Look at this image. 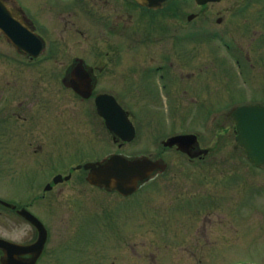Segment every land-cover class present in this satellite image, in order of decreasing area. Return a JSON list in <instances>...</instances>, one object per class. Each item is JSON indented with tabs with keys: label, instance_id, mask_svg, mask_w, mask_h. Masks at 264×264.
<instances>
[{
	"label": "rangeland",
	"instance_id": "1",
	"mask_svg": "<svg viewBox=\"0 0 264 264\" xmlns=\"http://www.w3.org/2000/svg\"><path fill=\"white\" fill-rule=\"evenodd\" d=\"M18 1L32 18L33 0ZM176 1L183 6V26L178 31L183 39L182 60L214 65V79L201 80L200 84L203 88L210 86L211 94L206 92L208 89L203 94L193 92L198 80L187 74L194 71L195 63L184 67L181 86L169 83L163 91L162 84H158L162 93L152 98L135 96L132 85L113 82L110 75H105L98 90L116 95L133 114L137 126L135 140L122 148L103 129L94 98H80L64 89L56 78L76 57L92 63L99 59L100 52L108 60L105 55L109 45H115L116 36L84 38L70 30L61 36L52 30L44 36L47 50L37 63H28L27 57L1 39L3 105L11 111L21 100L26 102L24 110L30 103L34 106L26 114L30 120L14 121L21 126L20 134L11 137L21 140L24 147V173L21 180L17 179L20 185L17 187L14 179L3 178L0 195L18 197L23 204L34 201L32 211L49 230L50 243L43 264H112L115 253H119V264H197L192 253L203 258L199 264H264V165L253 166L238 146L231 115L243 104L264 106V26H251L259 30L256 36L234 34L215 40L197 29L209 28L210 22L223 17L236 33L239 25H249L255 18L254 8L247 10L241 20L240 15L233 14L234 0L203 9L195 0ZM258 6L264 7V3ZM192 13L196 17L188 21ZM167 20L168 27L176 26V20ZM229 44L237 49L230 51ZM240 51L248 55L251 52V61L244 62L248 66L254 63L253 69L235 66ZM34 93V99H25ZM65 131L69 139L63 142L61 137L58 141ZM181 132L199 135L201 147L210 150L204 160L190 161L176 150H163L161 140ZM39 147L42 149L35 154ZM162 150L169 165L167 173L130 197L90 186L83 170L50 192L44 191L53 175H67L78 164L111 153L151 155L155 159ZM14 185L18 196L10 190ZM0 210V236L36 239L37 232L31 225ZM129 252L135 254V259L129 261ZM209 253L214 260L207 258ZM148 254L150 259L143 260Z\"/></svg>",
	"mask_w": 264,
	"mask_h": 264
},
{
	"label": "flooded vegetation",
	"instance_id": "2",
	"mask_svg": "<svg viewBox=\"0 0 264 264\" xmlns=\"http://www.w3.org/2000/svg\"><path fill=\"white\" fill-rule=\"evenodd\" d=\"M224 1L225 0L214 1L199 7L203 9L213 5H221ZM257 1L258 0H256L255 3L252 0H234L232 2V4L235 3L233 14L240 15L241 20L245 17L247 10L252 7L255 10V12H253L255 18L250 21L249 25L246 23L239 25L240 27L236 33L235 28L228 22H225L223 17H217L215 21L210 22L211 26L204 30H206L213 39H219L221 36H232L234 34L236 36L259 35V30L251 27H254L257 23L264 26V7L258 6L263 4L264 1ZM9 2L13 1L9 0ZM256 3L259 4L256 5ZM25 12L28 16V9H25ZM30 14L32 17L30 18L31 21L25 17L27 23L30 24L32 29L39 34L45 42V34L52 30L53 32L57 31L61 33V36L69 30L75 35H80L84 38L95 36L97 39V36L99 38L104 35L105 38L116 36L115 45H109L110 49L105 55L109 58L108 60H105L103 53L99 52L98 60L92 63L86 59L83 61L86 70L91 74L96 84L94 95L91 97L94 98V104H96V97L103 94H110L118 100L117 96L111 93L110 90H98L101 79L105 77V75H110V77L113 78V82H123L132 85L135 89L132 90L135 92V96L139 95V97L143 98H152L154 95L159 94L160 91L162 93L161 86L159 88V86H157L158 84H162L164 88L163 91L168 88L169 83L181 86L184 78L183 69L185 66H191L189 64L192 63H195L193 66L194 71L188 73L187 76L189 78L195 76L198 80L193 86V92H195V94H203V91L208 89L206 92H208L209 95L211 94L212 89L210 86L209 88H203L200 84L201 80L210 81L214 79V65L211 63H207L206 65L204 62L199 63V61L182 60L183 46L181 41L183 39L182 36L180 37L181 34L178 31H180L179 29H182L183 26V6L176 0H170L166 6L158 10L142 6L135 0H33ZM190 15H188V20ZM167 19L176 20V26L168 27ZM245 21H247V19H245ZM233 23L236 24V21ZM2 38L3 36H0V41ZM125 45L127 46V50L124 47ZM232 48L237 49V47L229 44L228 49L231 51ZM125 50L127 54H124ZM233 52L235 53L236 50ZM240 52L242 54L240 58L236 59L235 66L242 69H253L256 66L254 63L248 66V64L244 62L246 61L249 63L251 61V52H249V55L247 53L244 54L242 51ZM43 57L44 55L36 60H27V62L37 63L40 62ZM75 63L76 60L74 59L68 64L64 74L56 75V78L61 81L64 89L71 90L64 85V80L70 78ZM261 67L263 66L261 65ZM245 72L249 74V71L246 70ZM244 78H249V76H244ZM186 93H188V91H186ZM4 95L5 92H0V180L9 177L15 180V185L18 187V185H20L19 180H21L24 173V147L21 140L11 139L13 135L18 136V134H20L18 132L21 126L14 123V121H21L24 123L30 120L26 114H29L28 111L33 108L34 103L28 104V109L24 110L26 102L21 100L17 104V107L12 108L14 110L11 111L6 105H3L2 100ZM35 97L36 94L34 93L31 96L28 95L25 99L28 101ZM65 121H70L68 114L65 117ZM102 121L103 129L107 130L103 119ZM61 137L63 138V142L69 139L66 131L57 140L60 141ZM111 137L118 147H120V145L123 147L127 144L122 143L119 139H115V135L113 134H111ZM41 149L42 147H39V149L35 148L34 153L38 154ZM171 149L177 150L175 147ZM65 152L64 150V153ZM203 158L204 157H199L198 159L202 160ZM195 160L196 159H190V161ZM59 174L61 175V173H56L53 175V178ZM162 174H165V172ZM15 185L12 186L10 190L15 192L18 196V189L15 188ZM44 198L45 196L43 195L41 199ZM0 199L5 202L0 203V207L7 210L8 215L14 217L21 223L24 221V217L19 211L23 208L32 211V205H34V201L29 204H23V200L18 199V197L12 199L8 196L4 197L0 195ZM2 213L3 212L0 210V215H2ZM35 230L37 232L36 239H13L0 236V240L2 241V246H0V264H43L50 239H47L44 250L40 254L39 251L34 248L39 241V239H37L38 231L37 229ZM195 255H197V253H192V258L197 261V264L201 263L203 258L196 257ZM211 255L212 254L209 253L207 258L209 260H214L215 258L210 257ZM114 259L112 264H119V253H115ZM128 259L129 261L135 259V254H130L129 252ZM144 259L149 260V254L144 256L143 260ZM239 263L261 264L255 261H242Z\"/></svg>",
	"mask_w": 264,
	"mask_h": 264
},
{
	"label": "water",
	"instance_id": "3",
	"mask_svg": "<svg viewBox=\"0 0 264 264\" xmlns=\"http://www.w3.org/2000/svg\"><path fill=\"white\" fill-rule=\"evenodd\" d=\"M143 6L152 9H160L166 6L169 0H135ZM199 5H205L211 1L220 0H196ZM193 16L190 17L192 19ZM0 34H4L18 51L30 57L37 58L43 51L42 39L24 21L22 10L0 0ZM65 84L84 98L93 94L94 80L86 70L83 60L77 59L73 65L69 79L64 80ZM98 113L105 119L108 128L120 136L124 141H132L135 138V127L130 121L127 113L119 106L116 100L110 95H99L96 98ZM237 125V142L246 149V152L257 166L264 163V107L243 106L234 113ZM198 144L196 135H179L168 139L164 145L168 147L177 146L179 150L196 157L207 154L208 150L193 153ZM89 171L87 180L90 184L105 188L108 191H117L123 196H130L138 191L141 184L151 178L158 170L165 171L167 165L160 161H153L149 157L130 159L122 155H111L99 162H89L80 165L77 169ZM71 176L62 178L57 176L55 183L69 180ZM48 185L46 190H50ZM2 202V201H0ZM39 231V241L34 246L41 254L48 231L44 224L27 210L20 212ZM5 244V242H4ZM0 246L2 241L0 240Z\"/></svg>",
	"mask_w": 264,
	"mask_h": 264
}]
</instances>
